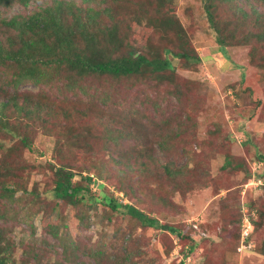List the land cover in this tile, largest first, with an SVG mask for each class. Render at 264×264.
Returning a JSON list of instances; mask_svg holds the SVG:
<instances>
[{"label":"trees","instance_id":"obj_1","mask_svg":"<svg viewBox=\"0 0 264 264\" xmlns=\"http://www.w3.org/2000/svg\"><path fill=\"white\" fill-rule=\"evenodd\" d=\"M16 3L31 5V9L27 14L17 12L11 16L8 13ZM217 5L224 7L223 18L215 15ZM160 10L162 16H157ZM204 10L208 27L215 33L223 53L231 42L246 44L250 65L264 71V0H213L206 3ZM152 29L159 30L160 35L151 37L148 32ZM192 42L191 30L181 24L168 0H0V264H27L23 260L29 259L30 254L37 255L27 249L23 250L25 259L18 261L14 256L16 244L19 247L22 241L16 243L12 226L20 220V206L16 205L23 195L48 197L49 192L55 205L87 201L98 204L97 198L90 195L89 171L85 167L74 170L66 161L71 154L82 159V145L87 143L76 131L80 119L71 97L88 92L95 95L97 105H108L115 103L111 95L119 93V85L128 87L137 79L158 76L170 81L175 76L173 59L182 60L186 66L198 60ZM28 83L37 89H19ZM259 107L263 108V115L256 117L264 120V104L253 103L254 110ZM189 117L184 121L189 122ZM114 123H117L114 116L99 123L104 137L113 138L105 132L114 130L111 129ZM38 131L54 137L51 156L43 164H33L25 156L33 150ZM227 142H231L228 135ZM158 148L155 154L143 148L137 165L148 170L158 187L146 186L145 182H137L134 190L121 187L129 198L124 204L101 190L99 204L114 213L128 215L141 227L171 235L172 239L163 241L166 254L173 249L175 239L187 243L186 250L180 251L183 255L192 254V258L199 246H203L206 254L217 247L239 252L242 220L247 216L251 226L249 239L254 242L251 250L264 255V169L244 168L230 160V154L224 156L221 170L225 173L212 178L213 183L217 181L218 187L227 191L225 197L218 199L221 231L218 241H214L208 235L200 236L191 226L158 224L155 215L172 209L175 205L172 194L177 189L183 185L186 190L191 186L193 189L194 184L206 185L209 181L201 166L190 168L186 163V183H180V176L185 174L183 169L175 167L163 145L158 144ZM255 158L264 165L263 152H257ZM33 171L49 172L52 186L42 193L28 190L26 176ZM239 171L243 175L238 183L231 184V175ZM77 174L80 178L74 181ZM251 179L262 188L261 197L251 205L241 201L236 207L231 197L234 188L240 190ZM237 184L238 187H233ZM96 186L104 188L100 182ZM145 206H153L158 212L151 214ZM27 218L25 215L22 222ZM192 232H196L199 241L193 239ZM201 264L215 263L205 256Z\"/></svg>","mask_w":264,"mask_h":264},{"label":"rangeland","instance_id":"obj_2","mask_svg":"<svg viewBox=\"0 0 264 264\" xmlns=\"http://www.w3.org/2000/svg\"><path fill=\"white\" fill-rule=\"evenodd\" d=\"M168 1L181 24L191 30L198 60L186 66L182 60L173 59L175 76L170 81L158 76L137 79L128 87L119 85V93L114 94L117 97L111 95L115 103L97 105L95 95L88 92L71 97L80 119L76 131L87 143L82 145V159L71 154L66 161L74 170L85 167L89 171L90 195L97 198L98 204L87 201L55 205V198L49 192L48 197L44 194L33 197L34 194L28 193L20 197V204L16 205L20 206V220L12 226L16 243L22 241V245L17 247L16 244L15 248L14 256L18 261L26 258L25 250L32 249L37 255L30 254L29 259L23 260L27 264H201L205 256H210L215 264H264V255L251 248L236 253L217 247L206 254L203 246H199L192 258V254L181 253L187 243H179L177 239L166 254L163 241L168 242L171 235L141 227L128 215L114 213L99 204L101 190L124 204L129 198L121 187L134 190L137 182L158 187L153 176L147 174L148 170L137 165L143 148L155 154L161 144L175 167L185 173L180 176V183H186V163L190 168L201 166L209 181L206 185L196 183L193 189L191 186L186 190V185L177 189L172 194L175 202L172 209L155 215L158 224L187 228L195 222L199 231L205 232V235L198 233L200 236L208 235L218 241L221 231L218 199L225 197L227 191L223 186L219 188L217 181L213 183L212 178L225 173L221 170L224 156L230 154V160L241 163L244 168L264 169L255 158L257 152L264 153V120L256 117L263 115V108H256L257 111L253 108L257 101L264 104V71L250 65L246 44L231 42L223 53L205 17V5L213 0ZM217 6L215 15L223 18L224 7ZM30 9L31 5L24 7L16 3L8 14H27ZM161 10L157 16H162ZM51 22L56 24L52 19ZM148 34L155 38L160 31L152 29ZM19 89L35 91L37 88L28 83ZM113 116L117 122L111 126L114 130L105 132L113 138H106L99 123L108 122ZM188 116L190 121H184ZM53 139L50 133L38 131L33 150L25 153L26 158L33 164L49 160ZM243 173L231 175V184L238 183ZM79 176L77 174L73 180H78ZM26 177L28 190L42 193L52 186L49 172L33 171ZM96 182L104 188L99 189ZM217 187L218 192L214 193ZM261 195L262 188L251 179L240 190L234 188L231 197L237 207L241 201L251 205ZM144 209L151 214L158 212L153 206ZM25 215L28 218L22 222ZM208 224H212L210 229H202ZM192 236L194 240L199 239L196 232H192Z\"/></svg>","mask_w":264,"mask_h":264},{"label":"built area","instance_id":"obj_3","mask_svg":"<svg viewBox=\"0 0 264 264\" xmlns=\"http://www.w3.org/2000/svg\"><path fill=\"white\" fill-rule=\"evenodd\" d=\"M243 212H246V209L243 208L242 209ZM252 215L254 214V212L251 213ZM191 226L198 230V232L202 235H205V232L203 231H199L198 226L195 224V222L191 223ZM241 233H240V250L241 249H252L254 246V243L251 239H249V234H250V222L247 216H244L243 220H242V225H241Z\"/></svg>","mask_w":264,"mask_h":264}]
</instances>
